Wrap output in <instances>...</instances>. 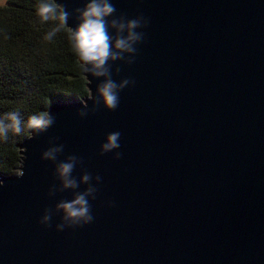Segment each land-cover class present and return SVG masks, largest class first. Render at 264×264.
Wrapping results in <instances>:
<instances>
[{
	"label": "water",
	"instance_id": "1",
	"mask_svg": "<svg viewBox=\"0 0 264 264\" xmlns=\"http://www.w3.org/2000/svg\"><path fill=\"white\" fill-rule=\"evenodd\" d=\"M87 2L57 0L69 27ZM111 2L116 16L148 21L134 63H112L115 81L135 83L115 111L81 118L101 82L84 70L87 95L51 102L55 124L17 145L16 174H0V264H264V0ZM114 131L119 160L100 155ZM52 140L64 145L58 162L83 161L77 180L102 177L88 225L39 223L73 197L48 195L59 187L41 159Z\"/></svg>",
	"mask_w": 264,
	"mask_h": 264
},
{
	"label": "clouds",
	"instance_id": "2",
	"mask_svg": "<svg viewBox=\"0 0 264 264\" xmlns=\"http://www.w3.org/2000/svg\"><path fill=\"white\" fill-rule=\"evenodd\" d=\"M74 13L78 25L71 28L68 21L72 14L65 5L57 3V0H39L36 5V14L40 22L51 21L55 25L44 36V40L51 42L58 33L67 30L70 50L81 63V67L88 76L101 81L96 86L95 96L92 93L88 98L92 102V108L89 110L88 103L81 102L83 106L82 110L78 111V116L83 118L89 111L94 113L101 104L104 109L115 111L120 103V92L135 82L128 78L115 81L112 63L117 61L127 65L134 63L137 46L144 40V33L140 29L146 28L148 21L143 16L132 19H127L123 15L116 16V8L111 0H88L84 7L75 9ZM120 71L121 69L117 67L115 74L119 75ZM55 121L56 117L49 111L29 116L26 125L19 112L6 113L0 118V140L7 141L10 131L21 133L24 126L38 136L51 128ZM120 138L119 131L109 133L100 147V155L115 151L113 159H121L122 153L116 151L121 147ZM50 143L55 145V140ZM63 151L64 145L59 144L49 147L41 156L42 160L55 163L54 176L59 181V187L53 185L49 189V197L65 191L73 193L71 200L61 199L54 208H46L39 221L41 225L51 227L52 217L60 214V223L56 225L58 232L65 228H77L92 223L94 217L90 201L96 198L98 191L94 183L98 185L102 181L101 176H93L87 171H84L77 180L73 173L83 161L75 155H69L58 162V157ZM81 185L85 186L84 190L77 191ZM3 186L4 182L0 180V188Z\"/></svg>",
	"mask_w": 264,
	"mask_h": 264
},
{
	"label": "trees",
	"instance_id": "3",
	"mask_svg": "<svg viewBox=\"0 0 264 264\" xmlns=\"http://www.w3.org/2000/svg\"><path fill=\"white\" fill-rule=\"evenodd\" d=\"M39 0H3L0 3V118L19 112L28 117L46 111L54 100L87 95L86 81L70 50L67 30L51 42L44 36L54 22L41 23L36 14ZM31 132H9L0 140V174H16L21 156L17 145Z\"/></svg>",
	"mask_w": 264,
	"mask_h": 264
},
{
	"label": "rangeland",
	"instance_id": "4",
	"mask_svg": "<svg viewBox=\"0 0 264 264\" xmlns=\"http://www.w3.org/2000/svg\"><path fill=\"white\" fill-rule=\"evenodd\" d=\"M3 0H0V3H2Z\"/></svg>",
	"mask_w": 264,
	"mask_h": 264
}]
</instances>
